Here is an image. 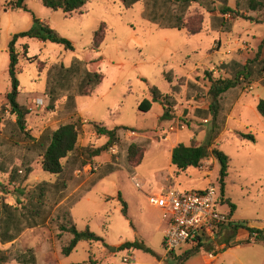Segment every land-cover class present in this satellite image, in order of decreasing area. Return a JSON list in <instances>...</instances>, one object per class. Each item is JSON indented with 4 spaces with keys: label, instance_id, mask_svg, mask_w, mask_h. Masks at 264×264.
Instances as JSON below:
<instances>
[{
    "label": "rangeland",
    "instance_id": "1",
    "mask_svg": "<svg viewBox=\"0 0 264 264\" xmlns=\"http://www.w3.org/2000/svg\"><path fill=\"white\" fill-rule=\"evenodd\" d=\"M14 1L0 0V109L6 103L5 94L11 86L9 43L15 34L31 29L37 18L69 39L74 49L38 38L18 39L16 47L21 53L18 100L31 110L27 127L39 138L47 128L54 129L78 118L81 122L78 150L74 153L76 161L72 158L63 161L66 172L61 178L37 169L19 186L20 183L9 181L8 174L0 173V198L5 197L11 204H16L17 198L26 201L25 196L19 194L22 188L27 192L34 189L36 183L59 180L61 185L65 184L61 190L64 197L51 215H56L60 206H71L77 228H90L104 241H82L69 256H64L62 248L71 235L62 232L58 236V224L63 220L58 219L48 226L31 228L16 244L3 250L13 257L20 250L33 249L41 253L48 249L51 257L59 255L57 264H93L92 261L94 264H176L178 258L174 255L180 253H169L164 245L167 226L164 211L149 200L150 195L163 188L174 189L176 184L175 189L181 191L204 189L214 184L221 212L233 213L236 220L264 229V117L257 109L259 100L264 99V85L260 81H243L241 77L243 83L222 95L215 119L209 94L212 80L237 78L238 65L258 55L264 62V23L241 17L232 19L228 14L231 31L213 29L212 16L219 12L210 13L193 3L185 19L189 26H195L201 18L203 28L200 33L191 34L186 29L160 27L145 18L144 1L128 8L121 0H87L82 13L72 16L47 7L42 0H26L28 9H13ZM230 4L235 6V0ZM245 14L264 20V11H245ZM101 23L107 26L106 36L96 49L94 33ZM35 58L37 60L33 61ZM76 59L85 61L91 70L101 71L104 79L92 94L76 97L73 116L65 100H59L52 107L45 88L52 65L70 67ZM261 77L264 79V75ZM153 89L172 99L170 118H162L164 106L158 101L153 102L149 111L140 109L143 101L152 99ZM5 119H14V116L5 111L0 129ZM86 119L88 123H84ZM93 122L119 127L114 150L109 148L104 152L109 160L98 157L91 160L82 153L86 145L96 146ZM129 130L136 134H130ZM240 133H252L255 140L242 138ZM3 137L6 136L1 133L2 154L36 157L29 150L14 146L15 139L9 138L7 143ZM103 142L102 138L98 145ZM180 142L208 145L210 154L200 168L178 171L172 164L173 146ZM133 143L146 149L137 167L131 166L128 160V149ZM215 148L230 157L225 188L221 184V164L212 153ZM112 160L117 169L94 182L104 165ZM83 161L86 164L82 165ZM89 164L96 168L89 169ZM134 177L141 182V188L136 186ZM120 193L127 203L129 217L123 214ZM227 236L225 232L220 239ZM136 241L148 249L121 248L125 242ZM223 243L225 250H219V245L213 242H204L196 257L205 262L210 252H220V264L241 259L248 260L249 264L264 260V244L246 243L242 248H234L228 242ZM187 246L182 248L185 250ZM124 257L130 260L125 262ZM45 262L40 264L55 261L50 258ZM8 263L18 264L15 260Z\"/></svg>",
    "mask_w": 264,
    "mask_h": 264
},
{
    "label": "trees",
    "instance_id": "2",
    "mask_svg": "<svg viewBox=\"0 0 264 264\" xmlns=\"http://www.w3.org/2000/svg\"><path fill=\"white\" fill-rule=\"evenodd\" d=\"M26 0H15L12 4L13 9H28L25 4ZM43 3L53 9L62 10L66 16H72L74 13H82V7L87 0H42ZM126 7H133L138 1L145 2L144 17L164 28H176L179 30L186 29L191 34H198L202 31V19L195 26H189L185 19L189 7L193 3H198L210 13L216 11L219 15L212 16V28L224 29L231 31L232 22L226 16L229 14L233 18L241 17L254 23H264V20L257 19L252 15L245 14V11H264V0H235V6L230 4L231 0H121ZM106 24L101 23L94 33L93 47L98 49L101 47L106 36ZM22 37L38 38L43 41H52L66 46L67 49H74L73 43L61 36L48 23L35 18L34 25L31 29L17 33L13 36L9 43V76L11 86L6 92V103L0 109V121H3V114L8 111L14 119H5L1 133L6 137L3 140L7 143L10 140H16L14 146H19L29 150L36 157H20L13 153L5 155L0 152V173L8 174L11 183H20L21 186L29 175L40 168L47 172L50 176L57 178L65 174L66 164L63 161L72 158L76 161L74 153L78 150V141L80 135V118L61 124L57 129H45L39 138L31 134L27 127L28 116L31 110L26 105L19 102L20 81L18 72L20 68V56L17 51V41ZM27 56V49L24 52ZM30 59V58H29ZM259 55L252 60H248L244 64H240L237 78H219L212 80L209 91L211 97V112L214 119L217 118L219 107L221 106L222 95L232 88H235L243 81L253 83L260 81L264 85L262 79L264 71V62L259 60ZM32 60V59H30ZM37 60V58L33 59ZM44 65V62H42ZM104 75L101 71L91 70L85 61L76 59L72 66L65 67L63 64H54L48 70L47 84L45 94L50 98V105L54 107L59 100H65V103L74 116L76 110V97L78 95H90L96 87L103 81ZM160 102L164 106L163 119L170 118L171 108L174 103L169 96H164L160 90L153 89L152 99L142 102L140 109L149 111L153 102ZM259 113L264 117V99H260L257 105ZM94 130L101 136L107 137V142L99 147L86 146L82 149V153L91 159L101 155L107 151L118 139L119 127L110 128L103 122H93ZM128 129V128H124ZM0 133V134H1ZM242 138L255 140L252 133H240ZM10 138V140H9ZM23 143V144H22ZM22 144V145H20ZM13 146H11L12 148ZM146 149L136 143L130 145L128 149V160L131 166H139L145 156ZM213 155L221 164L220 177L222 187L225 188L226 178L228 176L230 157L223 151L215 148L212 150ZM208 145H193L178 143L172 149V164L178 171L187 170L189 167L200 168L204 159L209 156ZM3 156V159L1 158ZM18 157V161L16 158ZM17 161V162H16ZM86 164L83 161L82 165ZM117 169L114 164L106 165L103 172L94 181H98L108 176ZM1 185V184H0ZM61 181L55 182L43 181L36 185L34 189L25 192V188L19 190L20 195H24L26 201L17 198L16 204L7 202L5 197L0 198V242L2 244L12 243L17 240L24 231L36 227H45L58 219H63L58 227L60 232L70 233L71 237L67 243L63 245L62 253L69 256L81 241H104V238L97 233L86 228L80 230L74 223L71 206H60L56 215H51L52 209L58 205L63 199ZM19 188V187H16ZM64 189V188H63ZM119 199L123 202V214L128 215L127 203L122 198L121 193ZM73 205V204H72ZM233 214V213H232ZM239 228L247 229L250 232V238L257 243L264 242V229L252 227L246 222H240L231 229L234 233ZM252 233H256L254 236ZM250 242V240H248ZM203 244L200 242L196 247L190 248L179 255H174L178 260L176 264H185L191 257L198 254ZM143 247L148 249L144 244L139 242H125L121 248ZM10 252L0 249V264H6L11 260L17 261L18 264H37L36 252L33 249L21 251L11 257ZM94 264L95 262L92 261Z\"/></svg>",
    "mask_w": 264,
    "mask_h": 264
},
{
    "label": "built area",
    "instance_id": "3",
    "mask_svg": "<svg viewBox=\"0 0 264 264\" xmlns=\"http://www.w3.org/2000/svg\"><path fill=\"white\" fill-rule=\"evenodd\" d=\"M264 75V71H263ZM84 123H88L84 120ZM174 130V128H172ZM130 134H136L129 130ZM115 144L110 147L114 150ZM89 169L96 168L92 164ZM82 169H85L84 167ZM78 173H81V170ZM133 181L139 188L141 182L134 177ZM217 188L210 183L204 189L181 191L179 189H162L149 196L150 202L164 211L167 227L164 232V245L169 253H180L184 245L197 246L200 242L216 241L220 232L226 226H235L238 222L231 213H223L218 209L219 199ZM254 236L256 233H252ZM215 253L209 256L214 258ZM130 258L124 257V261Z\"/></svg>",
    "mask_w": 264,
    "mask_h": 264
},
{
    "label": "crops",
    "instance_id": "4",
    "mask_svg": "<svg viewBox=\"0 0 264 264\" xmlns=\"http://www.w3.org/2000/svg\"><path fill=\"white\" fill-rule=\"evenodd\" d=\"M21 55V53H19V56ZM6 95V94H5ZM5 99V101H6V98H4ZM20 102V101H19ZM21 104H23V105H26L25 103H22V102H20ZM87 120V119H86ZM59 127V126H58ZM57 127V128H58ZM57 128H54V130L55 129H57ZM95 132V133H94ZM93 133L95 134V136L97 137L96 138V141L95 142H97L95 145V147H99V146H102V145H104L106 142H107V137L106 136H101V135H99V134H97L96 133V131L93 129ZM104 139V142L102 143V144H100V145H98V141L100 140V139ZM86 146H88V145H86ZM174 147V146H173ZM96 157H98V158H103V159H107V160H109V158H108V155H107V153H106V155H104V152L101 154V155H99V156H96ZM109 164H113V160L112 161H110L109 163H107L106 165H109ZM106 165H104V166H106ZM104 168V167H103ZM38 170L40 169V168H37ZM36 169V170H37ZM36 170H34L32 173H35L36 172ZM31 183V180H29L28 181V183ZM38 183H36V185H37ZM35 185V186H36ZM174 188H177V184L175 185V186H173ZM232 216H233V214H232ZM233 218H234V216H233ZM235 219V218H234ZM236 220V219H235ZM238 223H240L241 221H239V220H236ZM244 223V222H243ZM246 223H248V222H246ZM248 225H250V226H252L250 223H248ZM167 227V226H166ZM228 227L229 226H226V227H224L223 229H222V231L220 232V234H219V237L216 239V241H207V242H213V244L214 245H219V250H225V247H224V243L223 242H228V243H230L232 246H234V248H242V246H243V244H249V245H253V246H256V244H264V242H261V243H257V242H255L254 240H253V238H250V232L247 230V229H244V228H239L238 229V231L237 232H233L231 229H228ZM231 227H233V226H231ZM252 227H254V226H252ZM257 228H259V227H257ZM166 229V228H165ZM261 229H263V228H261ZM33 230V229H32ZM31 231V229H27L26 231H24L23 233H22V235L16 240V241H14V242H12V243H8V244H1V250H3V249H7V248H9L10 246H12L13 244H16V242L17 241H19L21 238H23L25 235H27V233L28 232H30ZM164 232H165V230H164ZM225 232H228V236L227 237H223V239H220L221 238V236L223 235V233H225ZM248 240H250V242L248 241ZM82 242V241H81ZM206 242V243H207ZM203 244V243H202ZM193 247H196V246H194V245H189V246H187L186 247V249L184 250L183 248L181 249V252H180V254L181 253H183L184 251H186V250H188V249H190V248H193ZM30 248H34V249H36V247L35 246H31ZM20 252H21V250H20ZM48 249L47 250H45V251H42L41 253L40 252H38V250H36V257H37V260H38V263L40 264V263H46L45 262V260H48V259H54V261L55 262H53L52 264H57V261L59 260L60 261V257H59V255L58 254H56L55 255V257H51V255H49L48 253ZM210 253H213V252H210ZM209 253V254H210ZM63 254V253H62ZM198 254H196L195 256H193V257H191L190 259H188L186 262H185V264H220V256H221V253L219 252L218 254H216L215 255V257L214 258H212V257H210L209 259H207V260H205V262H203L202 260H200L198 257H196ZM40 256H41V260H40ZM56 259V260H55ZM8 264H10V263H8ZM221 264H249V261L248 260H239V262H236V261H228L227 263H221ZM254 264H264V260H259V259H257L255 262H254Z\"/></svg>",
    "mask_w": 264,
    "mask_h": 264
},
{
    "label": "water",
    "instance_id": "5",
    "mask_svg": "<svg viewBox=\"0 0 264 264\" xmlns=\"http://www.w3.org/2000/svg\"><path fill=\"white\" fill-rule=\"evenodd\" d=\"M114 248V247H113Z\"/></svg>",
    "mask_w": 264,
    "mask_h": 264
}]
</instances>
